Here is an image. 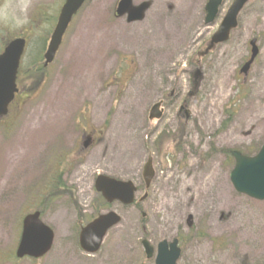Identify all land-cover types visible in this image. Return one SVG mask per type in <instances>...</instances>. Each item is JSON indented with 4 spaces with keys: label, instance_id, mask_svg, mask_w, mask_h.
Segmentation results:
<instances>
[{
    "label": "rangeland",
    "instance_id": "rangeland-1",
    "mask_svg": "<svg viewBox=\"0 0 264 264\" xmlns=\"http://www.w3.org/2000/svg\"><path fill=\"white\" fill-rule=\"evenodd\" d=\"M63 1L0 0V52L25 34L30 39L25 62L37 59ZM152 1L145 20L127 24L113 15L119 0H88L71 23L43 89L26 99L16 124L0 125V264H150L141 246L144 235L156 244L175 236L177 228L183 237L178 264H264V202L235 191L234 160L227 155L238 150L254 156L264 144V0L246 5L230 40L206 59L181 151L165 154V160L154 144L165 134H178L179 107L166 108L160 122L150 121L149 112L174 83L185 95L192 91L189 76L177 70L217 30L233 0H224L210 26L205 24L208 0ZM253 38L259 54L244 77L239 71ZM118 55L134 62L127 82L113 79L129 66ZM28 77H22L26 92L33 87ZM77 115L106 125L109 149L98 156L99 163L79 168L82 174L71 182L73 203L67 194L47 206L43 220L55 233L52 251L36 263L16 260L22 218L40 204V192L55 176L50 170L66 165L68 126ZM149 155L156 176L141 210L119 202L101 208L100 214L114 211L122 221L96 255L85 254L78 239L82 223L98 216L96 177L132 181L141 198Z\"/></svg>",
    "mask_w": 264,
    "mask_h": 264
},
{
    "label": "water",
    "instance_id": "water-1",
    "mask_svg": "<svg viewBox=\"0 0 264 264\" xmlns=\"http://www.w3.org/2000/svg\"><path fill=\"white\" fill-rule=\"evenodd\" d=\"M87 0H66L61 10L58 24L55 28L51 42L48 46L45 59L46 66L53 62L62 43L63 36L72 20ZM251 0H234L225 17L213 34L210 44L202 55H207L216 45L224 44L230 39L231 33L238 27V17L246 4ZM223 0H209L206 5L205 24H214L219 16ZM151 7V2L133 5V0H121L118 4L117 15H129V22L144 20L146 12ZM25 40L17 39L11 42L0 55V118L7 115L8 106L16 93V76L20 59L25 49ZM251 57L242 67L240 73L247 76L252 64L259 54L257 40L250 42ZM160 104H156L150 114V119L161 117ZM156 114H158L156 116ZM235 166L230 174L231 183L237 193L246 195L258 201H264V145L254 157H247L238 151L231 153ZM155 172L150 157L144 167V179L147 187L154 178ZM96 190L102 194L108 203L116 201L124 206H131L135 202L137 189L132 182H124L108 176L101 175L96 181ZM146 198L143 197L141 201ZM121 222V217L115 212H108L99 216L81 230L79 244L81 249L89 254H96L103 243L109 230ZM55 240L54 231L41 220V213L35 212L25 217L22 223V234L16 250L17 259H41L53 248ZM147 259L154 255V249L147 240L142 242ZM181 250L177 241L168 244L163 241L159 244L155 264H176L180 258Z\"/></svg>",
    "mask_w": 264,
    "mask_h": 264
},
{
    "label": "flooded vegetation",
    "instance_id": "flooded-vegetation-1",
    "mask_svg": "<svg viewBox=\"0 0 264 264\" xmlns=\"http://www.w3.org/2000/svg\"><path fill=\"white\" fill-rule=\"evenodd\" d=\"M153 5H154V2L152 1V7ZM113 15L116 19H119V20L124 19L127 22V17H124V18L116 17L115 10H114ZM24 38L26 39V43L28 47L29 37L25 36ZM44 53H46V50ZM44 55L42 57H39L38 63H34L36 59L31 61L29 65L24 62H21L19 73H18V79H17L18 93L16 94L14 101L10 104L7 115L3 117L2 119H0V125L3 123H6L5 125L1 127H4L6 129L11 128L12 125L18 122L19 117L23 111L26 98H28L26 95H24V92H26V87L24 86V81L22 80L23 74L25 75L27 74L29 76L27 79L28 82L38 81L35 86V89H38V88H40L41 90L43 89V86L45 82L47 81V78H49L50 68L52 66V65H49L48 67H45ZM207 58L208 57L191 56L188 59L185 66L182 65L178 68L177 72L186 73L189 76L191 80V84H192L191 86L192 91L189 92V94L185 95L184 92H182L178 86H175V83L172 84L171 86V92L164 90L162 92L160 100L156 102V103L161 104L160 109H159L161 111L160 119L163 118L166 108H171L177 105V107H179L175 115L177 117V120H180L181 122L184 121L185 123H189L190 118L192 117L191 110H190L191 102L194 99L199 97V88L203 84V79H204L203 69H204ZM117 60L118 61L121 60L120 55H118ZM121 61H122V64H127V62H129V66L126 69H121L117 74L115 73V75L113 76V79L128 81L131 79V76L133 74L130 70L131 68L130 65L133 64L134 62L132 60H128V58L125 56L123 57ZM32 63H33V66L30 67ZM31 70L33 72H31ZM116 75L118 76V78L116 77ZM154 75H157V74H154ZM30 84L31 83H29L28 86H30ZM82 110L80 111V113L82 112ZM188 117H189V120L186 119ZM77 118L78 120L74 119L75 121L73 122L72 126H68V157L66 160L67 163L64 166V168H61L59 171H57L56 169L50 170V172L52 171V173H54L55 176L52 177L47 182L48 186H54V189L59 188V189L64 190V187H66V190H68V193L69 192L76 193L75 188L74 186H72L71 182L73 181L75 175L78 176L80 173L82 174V170H79V168L82 166L94 165L95 161L99 163L98 156L101 154V157H104L105 153L109 149V147L104 144L105 143L104 136L106 132L105 124L100 126L94 121L89 120V115L87 116L84 115L83 117H80V119L77 115ZM194 122H195V119L193 120V123ZM155 128H157V126ZM153 131L154 129L152 128L151 132ZM181 145H179L176 148L178 152L181 151ZM96 180H97V177L95 179L94 188L96 186ZM141 186H142V189L145 191L146 198H148L149 196L148 191L151 186L146 187L143 181V178L141 179ZM137 189H138L137 191V194H138L139 187H137ZM51 190L53 189H50L47 187L46 191H51ZM68 197L72 201V198L69 194H68ZM99 197L100 196L97 194V203H99L98 202ZM57 200L58 199H56V201ZM53 202L54 201H52V203ZM136 205L140 207V203L139 204L136 203L135 207H137ZM191 220L192 218L188 219V226L190 230L193 229L191 225ZM180 229L181 228H177V233L175 236L168 237L164 240L167 241L168 244H171L174 241H177L178 247L181 249V253H182L183 237L180 233L181 232ZM164 240H161V241H164ZM149 241L154 249V256L151 259H147V260L150 262V264H155V257H156L155 255L157 253V248L161 241L160 242L156 241L155 242L156 244H153L151 242V239Z\"/></svg>",
    "mask_w": 264,
    "mask_h": 264
},
{
    "label": "trees",
    "instance_id": "trees-1",
    "mask_svg": "<svg viewBox=\"0 0 264 264\" xmlns=\"http://www.w3.org/2000/svg\"><path fill=\"white\" fill-rule=\"evenodd\" d=\"M28 93H30V94H32V93H34V92H28ZM163 138H161L159 141L157 140L156 141V145L158 146V152H159V155H162L163 157H164V151H163V149H164V144H163V142H167V141H177L176 142V146H179L180 145V139H179V137H178V135H176V136H173V137H170L169 135H167V134H165V136H164V141L163 142H161V140H162ZM227 151H225L224 153H226ZM227 155H228V157H230V154H229V152L227 153ZM230 161H232V159L230 158ZM43 191H41L40 193H42ZM69 194H70V196H73L74 194H73V192H69ZM48 195V194H47ZM59 194H57L56 193V196H58ZM49 196V195H48ZM41 198H42V195L40 196ZM98 206H97V208H98V210H97V213L98 214H100V212H101V208H104V209H106L107 207H108V205L105 203V201L101 198V197H99V199H98ZM138 206V205H137ZM139 207V206H138ZM41 210L43 211V210H45V208L44 207H42L41 208Z\"/></svg>",
    "mask_w": 264,
    "mask_h": 264
}]
</instances>
